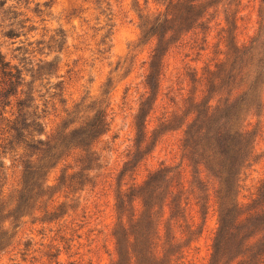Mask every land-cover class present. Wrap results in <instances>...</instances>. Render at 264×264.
Returning <instances> with one entry per match:
<instances>
[{"label":"rangeland","instance_id":"obj_1","mask_svg":"<svg viewBox=\"0 0 264 264\" xmlns=\"http://www.w3.org/2000/svg\"><path fill=\"white\" fill-rule=\"evenodd\" d=\"M3 11L55 140L12 152L0 128V264H264V0Z\"/></svg>","mask_w":264,"mask_h":264},{"label":"trees","instance_id":"obj_2","mask_svg":"<svg viewBox=\"0 0 264 264\" xmlns=\"http://www.w3.org/2000/svg\"><path fill=\"white\" fill-rule=\"evenodd\" d=\"M7 1H0V12L4 15V22H11L16 20L17 16L10 11L9 14L14 15V17L6 18L8 13L3 10L7 5ZM17 26L24 29L19 24ZM6 27L15 28V22L8 24ZM4 35L9 39L19 37V33L14 29L7 30ZM24 85L23 73L17 67L12 66L11 63L6 62L0 51V128L3 134L7 136L3 140L2 148L7 149L8 146L12 152H17L13 148L16 140L18 141L17 145L21 144L25 152H32L35 156V153L40 151V147H45L55 139L52 140L49 137L43 139L45 127L41 116L38 114V107H34V100H31L32 105L26 106L25 100L22 99ZM8 109H10V112H7ZM8 113H10V117H6ZM99 114L101 115V112L96 116V130L108 129L110 123L108 122L107 111H104L100 117ZM1 196L2 192H0Z\"/></svg>","mask_w":264,"mask_h":264}]
</instances>
